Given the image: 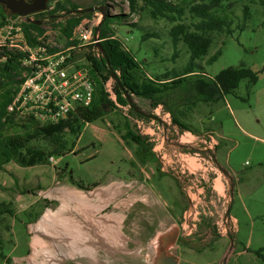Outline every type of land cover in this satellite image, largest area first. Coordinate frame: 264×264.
I'll list each match as a JSON object with an SVG mask.
<instances>
[{
    "label": "rangeland",
    "instance_id": "374dc122",
    "mask_svg": "<svg viewBox=\"0 0 264 264\" xmlns=\"http://www.w3.org/2000/svg\"><path fill=\"white\" fill-rule=\"evenodd\" d=\"M57 1L67 6L69 1L81 9L98 10L103 5L110 15L122 14L121 26L115 27L116 37L134 52L149 78L181 72L189 61L185 45L179 43L175 50L172 47V24L153 19L147 12L131 13L126 0H52L49 10ZM168 1L177 4L180 0ZM243 3L246 0H238L236 14H240ZM58 16L54 22L47 19L42 28L46 40L63 47L65 42L53 24L67 18L66 12ZM126 30L139 33L124 34ZM144 34L148 35L145 41ZM151 34L155 37H149ZM213 42L207 56L195 61V71L213 79L225 69L243 67L256 75L255 82L244 78L234 91L209 104L197 103L193 87L186 83L160 96L161 104L156 108L148 100L132 96L138 112L129 106H106L103 118L85 125L80 134L72 136L66 131V149L61 156H53L56 165L48 160L47 165L29 168L14 163L4 167L0 172V202L9 203L14 216L6 215L0 224L2 250L12 257L9 263L0 258V264H26L16 263L14 258L30 252L27 224L44 209L59 208L49 191L65 186L91 190L125 179L127 172L147 177L146 186L153 190L150 210L138 204V226L152 222L154 236L160 221L165 230L152 246L138 248L135 259L126 258L120 264H155L160 255L176 257L177 264H258L254 252L264 248V9L252 5L241 31L235 29L227 36L214 34ZM175 51L178 57L174 60ZM217 51V58L207 62ZM189 102L197 104L182 121L191 132L180 130L172 121V114H178L177 109L184 111L182 106L189 107ZM135 113L145 115L141 127L135 123L141 120ZM125 123L145 140L150 153L143 151L140 156L151 161L141 163L137 146L121 139ZM19 125L6 133H21ZM209 137L216 146L210 145ZM31 145L52 149L42 139ZM36 185L44 191L49 186L54 189L36 196ZM29 191L31 196H25ZM158 242L162 244L158 246Z\"/></svg>",
    "mask_w": 264,
    "mask_h": 264
},
{
    "label": "trees",
    "instance_id": "16d2710c",
    "mask_svg": "<svg viewBox=\"0 0 264 264\" xmlns=\"http://www.w3.org/2000/svg\"><path fill=\"white\" fill-rule=\"evenodd\" d=\"M126 1L131 13L137 10L147 12L153 19L166 20L172 24L169 32L172 47L175 50L179 43L185 45L189 54L188 63L181 72L173 71L171 75L165 73L155 76V79L147 77V72L135 57L134 52L126 48L125 43L116 37L115 27L121 26L124 16L122 14L110 15L106 11L105 19L99 28L102 56L96 57L92 47L84 52L89 75L94 84L92 104L89 107L76 106L66 119H62L56 124L41 125L34 120L16 123L13 116L7 113L8 105L23 82L25 68L21 63L23 54L7 50L0 51V172H3L4 167L9 163L29 168L47 165L50 157L61 156L67 145L66 131L68 134L76 136L81 133L85 125L101 120L105 115L106 106L116 109L104 92V84L110 78L114 79L113 90L120 105L128 106V98L134 96L148 100L155 108L161 104L160 96L170 90L180 88L184 83L193 87L197 95V103L209 104L234 91L244 78H249L252 83L255 82L256 75L243 67L225 69L213 79L205 77L194 69L195 61L205 58L210 46L215 43L213 42L214 34L227 36L231 35L235 29L241 31L249 18L251 6L259 5L264 9V0H246V3L240 6L239 15L236 14L238 0H180L177 4L168 0ZM50 2L52 0L48 1L46 12L52 22L55 21L54 18L59 17L58 14L61 12H66L67 16L63 21L53 24V27L58 29L59 39L65 42L64 47L74 44L75 42L70 41L74 29L83 18L89 17L93 13V11L91 12L93 8L81 9L80 6L69 1L67 2L68 6L57 1L49 10ZM43 16V13L35 14L31 22H24L22 25L25 38L30 46L37 44V37L44 34L43 21L40 19ZM8 17L16 16L9 12L6 13L0 6V24ZM37 22L40 24L37 25ZM131 26L134 27V25ZM126 31L124 34L139 33L138 30ZM149 37H155V35L151 34ZM147 38L146 34L142 36L144 41ZM219 54L220 51H217L207 62L214 61ZM177 57L175 51L172 59L175 60ZM197 103L189 102L187 105L189 107L183 105L184 111L177 109L180 117L177 113L172 114V121L180 130L191 132L182 119H185L186 113ZM130 111L132 112V109ZM134 115L144 119L137 113ZM18 124L22 129L21 133H6L8 128L16 127ZM124 127L125 133L121 135V139L126 142L130 141L137 146L141 163L151 161L149 158L140 156L143 151L150 153V149L145 146V140L134 134L127 123ZM39 139L48 141L52 149L45 150L31 145L33 141ZM9 205V203L0 202V224L3 223L6 215L14 216ZM5 229L8 230L9 227L5 225ZM2 246L3 243L0 240V258L9 263L10 259L3 252ZM254 256L258 264H264V248L254 252Z\"/></svg>",
    "mask_w": 264,
    "mask_h": 264
},
{
    "label": "crops",
    "instance_id": "0c3cea01",
    "mask_svg": "<svg viewBox=\"0 0 264 264\" xmlns=\"http://www.w3.org/2000/svg\"><path fill=\"white\" fill-rule=\"evenodd\" d=\"M126 175L125 179H115L86 191L68 186L56 192L54 186H49L44 191L36 185L39 189L36 196L54 189L48 194L55 195L53 198L58 201L59 208L56 212L44 209L27 224L31 234L30 252L14 258L15 262L57 264L72 260L83 264H113L126 261V258L135 259L138 248L152 246L165 229L157 221L160 229L155 230L153 236L152 222L145 221V226L141 227L137 218L138 204L144 205L147 211L152 208L153 190L146 186L147 177L129 172ZM30 194L29 191L25 196ZM32 213L31 210L29 218ZM144 215L147 218L149 214L145 212ZM8 258L12 261L11 256Z\"/></svg>",
    "mask_w": 264,
    "mask_h": 264
},
{
    "label": "built area",
    "instance_id": "2783aa9c",
    "mask_svg": "<svg viewBox=\"0 0 264 264\" xmlns=\"http://www.w3.org/2000/svg\"><path fill=\"white\" fill-rule=\"evenodd\" d=\"M40 13L44 14L42 21L47 22L46 10ZM29 19L32 21L33 15ZM101 19L98 10L83 18L70 38L75 43L67 47H59L56 42L46 40V33L37 37V44L30 46L22 26L28 22L25 17H8L0 24V51L23 54V82L7 107V113L16 123L34 120L41 125L56 124L66 119L76 106L89 107L92 104L94 84L84 52L92 47L96 57L102 56L99 50L101 40L99 32H96ZM113 86L114 79L110 78L104 84V92L116 109L123 108L117 102ZM124 109L127 110L126 107ZM135 123L141 127L143 119ZM209 138L210 145L216 146V141ZM49 162L57 164L53 157Z\"/></svg>",
    "mask_w": 264,
    "mask_h": 264
},
{
    "label": "water",
    "instance_id": "95a60500",
    "mask_svg": "<svg viewBox=\"0 0 264 264\" xmlns=\"http://www.w3.org/2000/svg\"><path fill=\"white\" fill-rule=\"evenodd\" d=\"M48 1L49 0H0V4L3 5L9 11L10 14L19 16V17H25L27 18L28 22H31L29 17L45 11ZM94 10L95 9H92L91 12ZM98 10L102 15V19L98 27L96 28V32H99L101 22L105 19V14H106L107 9L105 6H102ZM39 24L40 23L37 22V25ZM99 50L101 51L100 45H99ZM128 100H129L128 106L130 108H133L135 112H138L135 110V106L133 105L131 98H128ZM137 114L145 117V115L143 114H140V113H137ZM146 117H149V116H146ZM153 119L155 120L156 118H153ZM231 192H232V189H231ZM227 216H228V213H227ZM155 264H177V258L174 256L160 255Z\"/></svg>",
    "mask_w": 264,
    "mask_h": 264
},
{
    "label": "flooded vegetation",
    "instance_id": "af4514ba",
    "mask_svg": "<svg viewBox=\"0 0 264 264\" xmlns=\"http://www.w3.org/2000/svg\"><path fill=\"white\" fill-rule=\"evenodd\" d=\"M0 6H2V9H3L6 13L9 12V11H8L3 5L0 4ZM73 263H74V264H83V263L78 262V261H74ZM113 264H120V263L116 262V263H113Z\"/></svg>",
    "mask_w": 264,
    "mask_h": 264
},
{
    "label": "bare ground",
    "instance_id": "6f19581e",
    "mask_svg": "<svg viewBox=\"0 0 264 264\" xmlns=\"http://www.w3.org/2000/svg\"><path fill=\"white\" fill-rule=\"evenodd\" d=\"M72 202V201H71ZM63 207V206H62ZM56 212V211H55ZM62 213V212H61ZM47 214V213H46ZM45 217H46V215H45ZM44 217V218H45ZM47 219V218H46ZM49 220V219H48ZM65 220V219H64ZM47 221V220H46ZM54 221V220H53ZM56 221V220H55ZM59 222V221H58ZM45 223V222H44ZM43 224V223H42ZM53 225V224H52ZM60 225V224H59ZM78 226V225H77ZM81 226V225H80ZM57 228V227H56ZM47 231H49V230H47ZM59 233V232H58ZM64 233V232H63ZM85 233V232H84ZM53 234V233H52ZM57 234V233H56ZM67 234V233H66ZM72 234V233H71ZM74 234V233H73ZM41 236V235H40ZM73 238V237H72ZM67 239V238H66ZM58 240V239H57ZM73 240V239H72ZM38 243V242H37ZM162 243H159L158 242V246H160ZM34 246V245H33Z\"/></svg>",
    "mask_w": 264,
    "mask_h": 264
}]
</instances>
